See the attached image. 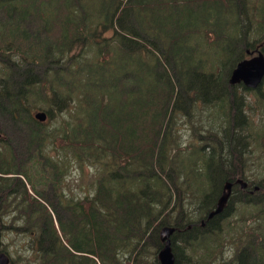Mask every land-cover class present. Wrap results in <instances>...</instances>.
I'll list each match as a JSON object with an SVG mask.
<instances>
[{
	"label": "trees",
	"instance_id": "1",
	"mask_svg": "<svg viewBox=\"0 0 264 264\" xmlns=\"http://www.w3.org/2000/svg\"><path fill=\"white\" fill-rule=\"evenodd\" d=\"M239 1L0 0V98L28 126L37 149L18 168L7 142L0 144V233L26 231L35 264H160V230L173 225L174 264H264L262 182H234L224 208L207 217L225 181L243 175L252 136L261 133L251 132L237 86L256 89L262 82L229 81L236 63L259 45L246 33L252 22L253 33L264 31L259 0L246 1L245 29L241 11L234 32L218 22L219 5L232 11ZM47 30L51 45L42 37ZM229 58L228 69L218 71ZM199 101L222 111L213 116L215 126H193L191 142L181 146L185 132L177 122ZM43 105L47 117L40 121L30 109ZM63 128L64 136H56ZM54 143L67 156H44ZM66 157L92 172L77 197L61 188ZM50 179L59 190L54 204L44 197ZM197 193L199 206L189 208L185 200ZM243 206L250 215H239ZM254 214L234 231L233 252L223 255L222 243L213 248L214 234L233 231L237 218ZM15 250L13 256L0 244L19 264Z\"/></svg>",
	"mask_w": 264,
	"mask_h": 264
},
{
	"label": "rangeland",
	"instance_id": "2",
	"mask_svg": "<svg viewBox=\"0 0 264 264\" xmlns=\"http://www.w3.org/2000/svg\"><path fill=\"white\" fill-rule=\"evenodd\" d=\"M247 0L239 1V3H235L233 10H230V7L227 5H219L221 9H218L217 12H221L220 19L218 20L219 24H224L227 27L228 31L234 32V29H230V26L232 24V20L234 18L235 11L240 12L239 14L241 21L243 23L244 29L248 26V16H247V7L250 12L249 6H246ZM253 1V0H252ZM258 8V12H264V0L258 1V6L255 8ZM227 12L228 15H225L223 13ZM234 11V13H233ZM231 13L233 14L231 16ZM1 16V15H0ZM33 19V17H32ZM236 19V18H235ZM255 25L254 22L251 23L250 31L248 33L251 37H255L256 41L255 44L261 43L264 44V31L262 30L259 33H253L252 27ZM261 24V23H260ZM36 25L35 21L30 20V27ZM208 25L211 26V23L208 22ZM263 25V24H262ZM243 31L241 30L238 33L241 35L243 34ZM253 33V34H252ZM51 30L50 32L45 31L43 33V38L49 39V43L51 45ZM247 36V34H246ZM248 39V37H246ZM220 42V40H217ZM48 48V46H47ZM239 48H243L242 44H239ZM255 48H258L256 46H251L250 49H254L252 54H246V57H249L253 54H257V50L255 51ZM260 48V47H259ZM50 49V46L48 48V51ZM264 51V48L262 49ZM230 57V56H229ZM226 61V63H223L221 65L217 66L218 71H224L227 70L229 67V61ZM235 61L234 59L232 62ZM38 73L41 74V70L38 69ZM237 92L238 95L241 96L245 101V108L248 115L251 117L250 120L253 123V128H251L252 133H257L261 130V133L256 136H252V142L249 146V152L247 153V162L244 166V170L242 171V174H238L236 172L235 178H242L243 180L248 182H253V184H257L258 182H262L264 184V102H261V97L264 98V80L262 81L259 88L256 89H249L244 90L241 85L237 86ZM3 99L0 98V144H4L7 142L8 147L5 149V152L8 153V156H11L14 158L13 161H15L16 165H19L21 167V164H26L31 162V160L34 159L33 156H35V152L37 149H34L36 147L34 144L31 143V136L29 134L28 126L18 117L11 116L3 107ZM44 106V105H43ZM42 109L46 112V107L38 106L36 108H31V112H35L37 109ZM222 110L217 109L216 111H209L207 106L202 104L200 101L195 105H192L189 108H184L182 112L183 115L180 116V120L177 122L181 128L180 130H183V135L179 134V140L180 145L184 146L191 142L190 137L192 139L193 137V126L198 125V128L201 127L203 130H206L207 128H210V126L214 125L215 123L213 121V116L216 114L215 112H220ZM228 112V111H227ZM47 113V112H46ZM47 117V114H46ZM61 119H63V116L61 115ZM46 120V118H45ZM51 119L49 118L48 121ZM192 121V122H191ZM213 122V123H212ZM51 124V123H50ZM215 128V127H214ZM66 129L63 128L59 131V134L56 136H64L63 133H65ZM175 141L173 142L174 145L177 143V137H175ZM51 140H54L53 136L48 137V141L51 143ZM65 145H68L65 143ZM63 145H56L55 143L53 145L49 144L45 147L44 150H42V153L44 156L48 157L49 159L52 158H58L62 156H67L65 149L62 147ZM63 167L59 168V170L65 171V173L62 171L64 177H63V184H62V190L64 193L68 196H80L85 192V182L87 178L90 177L92 174L91 169L88 165H84L83 169L80 168V166L75 163L72 159H66L64 160ZM48 168L46 169L47 176H51V161L47 164ZM35 167V166H34ZM37 168V167H35ZM238 176V177H237ZM234 179V180H236ZM239 185L240 182H237ZM246 185V186H247ZM255 186V185H254ZM27 187L29 188V191L33 193L32 190H30L29 184H27ZM238 185H235V192L232 193L233 203L239 202L235 201L236 198L239 197V193L236 192ZM44 197L48 201H52V204L55 202V194L58 193L59 190H55L54 185L51 183V179L48 183L44 185ZM35 194V193H33ZM261 198V197H260ZM235 201V202H234ZM185 202L188 204L189 208H195L199 206L200 199L198 198V193L194 194V196L189 197L185 200ZM51 203V202H50ZM176 203V202H175ZM171 205V204H170ZM237 206V204H236ZM51 209L53 208V205L49 206ZM53 214L55 215V210H51ZM239 215H250V210L246 206H243L239 208ZM259 216V215H258ZM257 217V216H256ZM255 214L253 218L244 219V217L237 218L234 223L236 224L233 231H229L225 228L222 229L220 235L214 234L216 241L213 244V248H217L220 243L223 244V255H226L227 252H233L234 250V243L231 240V237L234 235H237L235 233L236 231H239L241 227H245L247 224L251 223L254 219H256ZM261 217V216H260ZM261 220V219H260ZM5 222V221H3ZM255 222V221H254ZM22 223V222H21ZM204 223V222H203ZM8 222L6 221L4 225H7ZM255 223H252V225H255ZM264 228V226H262ZM261 228V227H260ZM19 231V230H18ZM14 229L11 230V228H4L0 233V244H6L10 251L12 252L13 256L16 254V250L21 251V253L17 256H20V263L19 264H35V261L32 260V256L29 252L28 248V234L26 231H20L18 232ZM235 231V232H234ZM224 238V240H223ZM234 242L236 238L234 237ZM219 243V244H216ZM236 243V242H235Z\"/></svg>",
	"mask_w": 264,
	"mask_h": 264
},
{
	"label": "water",
	"instance_id": "3",
	"mask_svg": "<svg viewBox=\"0 0 264 264\" xmlns=\"http://www.w3.org/2000/svg\"><path fill=\"white\" fill-rule=\"evenodd\" d=\"M264 77V52L259 50L257 54H253L250 57H245L238 61L233 67L229 81L231 83L242 82L250 87H257L260 85ZM34 117L40 121L45 120L46 112L44 110H36L34 112ZM235 182H240L242 187H246L247 181L242 178H237ZM234 181L226 180L223 185V190L218 197L216 206L214 209L210 210L208 213V218L212 217L216 213L220 212L231 193V187ZM254 188H258L255 185ZM175 230L173 225H164L160 230V238L163 240V246L158 252V259L160 264H174V254L170 245V236ZM0 264H14L10 261L8 255L4 251H0Z\"/></svg>",
	"mask_w": 264,
	"mask_h": 264
},
{
	"label": "flooded vegetation",
	"instance_id": "4",
	"mask_svg": "<svg viewBox=\"0 0 264 264\" xmlns=\"http://www.w3.org/2000/svg\"><path fill=\"white\" fill-rule=\"evenodd\" d=\"M263 46H264V44L259 43V45L257 46L258 48H255V51L257 50V52H258L259 50L263 49ZM259 47H260V48H259ZM253 51H254V49H253ZM253 51L250 50V53L252 54ZM234 182H235V181H234ZM232 185H233V184H232Z\"/></svg>",
	"mask_w": 264,
	"mask_h": 264
}]
</instances>
